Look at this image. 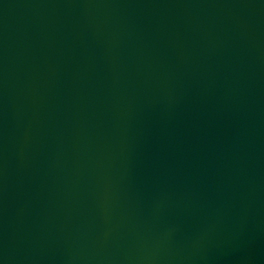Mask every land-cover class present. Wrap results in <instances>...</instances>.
Instances as JSON below:
<instances>
[{
    "label": "water",
    "instance_id": "water-1",
    "mask_svg": "<svg viewBox=\"0 0 264 264\" xmlns=\"http://www.w3.org/2000/svg\"><path fill=\"white\" fill-rule=\"evenodd\" d=\"M0 264H264V0H0Z\"/></svg>",
    "mask_w": 264,
    "mask_h": 264
}]
</instances>
